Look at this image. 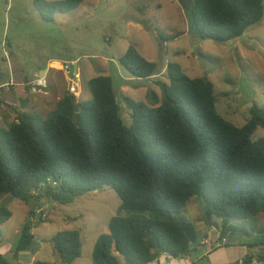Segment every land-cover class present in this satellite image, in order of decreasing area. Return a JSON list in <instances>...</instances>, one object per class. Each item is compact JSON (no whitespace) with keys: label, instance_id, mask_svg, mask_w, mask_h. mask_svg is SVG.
Returning a JSON list of instances; mask_svg holds the SVG:
<instances>
[{"label":"trees","instance_id":"trees-1","mask_svg":"<svg viewBox=\"0 0 264 264\" xmlns=\"http://www.w3.org/2000/svg\"><path fill=\"white\" fill-rule=\"evenodd\" d=\"M84 1L45 0L40 11L52 20L55 12ZM192 1L193 33L216 42L240 37L264 16V0ZM118 61L134 77L158 71L157 63L133 45ZM167 74L158 104L125 97L130 125L122 119L113 79L99 74L86 81L90 99L78 100L69 91L46 117L22 115L0 127V195L65 205L109 186L120 197V208L151 213L112 216L108 232L94 244L92 264H121L120 257L124 264H148L160 254L188 255L197 230L176 214L192 196L202 199L209 219L222 218L219 239L232 229L233 219L258 214L264 209V137L252 140L251 135L264 127V107L252 104L246 123L237 126L218 113L207 77H191L175 61L168 62ZM32 214L31 209L16 251L29 248L32 229L47 220H32ZM12 215L0 205V242L2 226ZM51 242L60 264H72L82 254L79 230L59 231ZM0 264L10 263L0 254Z\"/></svg>","mask_w":264,"mask_h":264},{"label":"rangeland","instance_id":"rangeland-1","mask_svg":"<svg viewBox=\"0 0 264 264\" xmlns=\"http://www.w3.org/2000/svg\"><path fill=\"white\" fill-rule=\"evenodd\" d=\"M44 1L0 0V84L12 85L7 91L0 86V113L8 115L6 126L22 115L46 117L70 91L71 79L77 83L76 91L71 92L75 98L90 99L86 81L99 74L113 79L122 119L130 125L131 109L125 97L158 104L162 99L160 83L169 82L170 61L178 62L191 77H207L214 86L218 113L237 126L246 123L252 104L264 107V16L240 37L216 42L193 33L188 10L179 0H86L67 12H55L52 20L41 14ZM131 45L157 63L155 75L134 77L119 64V57ZM54 60L69 69L59 63H53L51 69L49 63ZM75 65L80 68L77 73ZM262 137L264 127L251 135L252 140ZM120 202L109 186L65 205L45 199L25 202L12 194H1L0 205L11 209L13 215L2 226L0 254L10 264H60L51 237L70 229L79 230L82 237L80 261H91L94 244L99 235L108 232L112 216H151L149 211L122 209ZM38 207L47 212V220L32 229L30 247L16 251L29 210ZM176 217L194 224L199 255L211 250L222 229V218L213 215L209 219L199 196H192ZM230 225L232 229L223 236L226 247L219 254L239 256L247 248L248 253L264 257V209L249 218L233 219ZM37 251L35 262L32 256ZM120 260L124 263L122 257ZM196 261L206 264L207 257Z\"/></svg>","mask_w":264,"mask_h":264},{"label":"crops","instance_id":"crops-1","mask_svg":"<svg viewBox=\"0 0 264 264\" xmlns=\"http://www.w3.org/2000/svg\"><path fill=\"white\" fill-rule=\"evenodd\" d=\"M52 1H54V0H52ZM53 63H59L61 65V67L63 68V64H61V62L59 60H54V61H51L49 63V67L51 69L54 68L52 66ZM61 67L60 68L56 67V68L61 69ZM79 69H80L79 66L75 65L74 73H77L79 71ZM44 73H47V70H45ZM34 81H32V82H34ZM27 82L28 83H32L30 81H27ZM7 84H8V82H4V83L0 84V86H1L2 89L7 91L8 89L12 88L11 84H9V85H7ZM124 86H126V85H124ZM6 103H7V105L11 104V103H8V102H6ZM7 116H8L7 114L0 113V123H2L0 125H3L4 127H8L4 123L5 118H7ZM53 207L54 206L50 205V208H53ZM219 235H220V233L217 235V239L215 241V245L214 246L211 245V250L210 249H205L203 251V254L201 253L199 255V253L196 251V246L193 245V248H192L191 252L188 255L172 257V256H169L167 254H160L156 259H154L152 262H150L148 264H198V261H196V259H200V258H202L204 256L207 257V263L206 264H223V263L225 264V263H230V262L233 263V261H237L239 258H241L243 256H246V255L255 256L253 254L248 253L247 248H246L245 252H242L239 256H236V255L233 256V254L231 256L230 255H225V254L224 255L223 254H219L218 252H222V250H224L225 247H226L225 246L226 245L225 241L223 239H219ZM200 243L205 245L206 242H205V240H202ZM214 251H217V252H214ZM37 253H38V251L32 256V260L35 261V262L38 261ZM195 256H196V258H195ZM80 260H82V254L72 264H92V259H91V261L90 260L80 261ZM121 264H124V263L121 262Z\"/></svg>","mask_w":264,"mask_h":264},{"label":"built area","instance_id":"built-area-1","mask_svg":"<svg viewBox=\"0 0 264 264\" xmlns=\"http://www.w3.org/2000/svg\"><path fill=\"white\" fill-rule=\"evenodd\" d=\"M63 68H68V66L66 64L63 65ZM77 88V83L74 79H71L70 81V87L69 90L70 92H74L76 91ZM34 214H32L30 217L32 220H37L39 218V215L43 218H45L47 216V212L44 211V209H42L41 207H38L36 209H33ZM235 264H264V258H260L258 256H252L247 258L246 256H243L241 258H239Z\"/></svg>","mask_w":264,"mask_h":264},{"label":"water","instance_id":"water-1","mask_svg":"<svg viewBox=\"0 0 264 264\" xmlns=\"http://www.w3.org/2000/svg\"><path fill=\"white\" fill-rule=\"evenodd\" d=\"M179 2L187 9H191L192 5H193V1L192 0H179ZM44 73V71H42V74ZM73 121L77 124L79 122L78 120V112H75L73 115ZM208 220V219H207ZM209 221V220H208ZM210 222V221H209ZM193 248V245L191 246V249Z\"/></svg>","mask_w":264,"mask_h":264}]
</instances>
